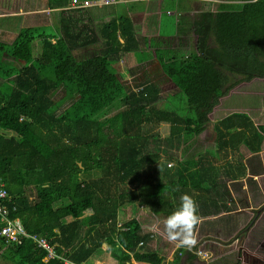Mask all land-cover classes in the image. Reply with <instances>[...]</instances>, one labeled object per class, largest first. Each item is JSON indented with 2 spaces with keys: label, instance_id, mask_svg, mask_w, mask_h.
I'll return each mask as SVG.
<instances>
[{
  "label": "trees",
  "instance_id": "1",
  "mask_svg": "<svg viewBox=\"0 0 264 264\" xmlns=\"http://www.w3.org/2000/svg\"><path fill=\"white\" fill-rule=\"evenodd\" d=\"M42 1L54 22L20 28L10 44L0 41V182L6 192L0 208L55 255L46 259L30 238L0 235V264H85L99 255L107 264H190L196 246L155 250L154 234L135 217L118 221L137 208L165 219L183 194L209 215L218 205L209 202L212 192L220 195L225 187L214 164L240 144L260 150L258 134L245 136L247 117L233 113L213 126L211 159H182L171 172L161 163L164 143L197 137L221 98L241 83L264 79V0H204L208 6L191 22L196 42L188 54L151 53L148 40L142 49L119 0L88 7L83 0ZM86 47L100 53L77 60L74 51ZM131 55L157 67L138 82L125 80L119 63ZM172 87L176 93L161 97ZM59 89L61 96L52 99ZM161 124L167 137L149 134ZM90 171L100 177L83 180ZM220 202L219 211L226 207L224 198Z\"/></svg>",
  "mask_w": 264,
  "mask_h": 264
},
{
  "label": "rangeland",
  "instance_id": "2",
  "mask_svg": "<svg viewBox=\"0 0 264 264\" xmlns=\"http://www.w3.org/2000/svg\"><path fill=\"white\" fill-rule=\"evenodd\" d=\"M126 5L127 4H125L124 6L126 7ZM139 5L142 6L144 4L139 3ZM211 7L212 10H215V3H213ZM45 8L46 7L42 0H33V1L32 0H0V15L3 14L2 11L8 9H12L13 11L16 12L18 11L22 12L23 13L22 16L24 17V22L22 23V25L24 27L38 26L39 24L40 25L51 24L52 22H54V17H52L53 15H50L49 11ZM10 20H14V19H10ZM10 22H11L10 29L11 27L14 28L15 22L13 21ZM161 26H162L161 32L163 33L164 31L162 37L166 36L165 33L171 31L175 33L177 31L176 28L177 25L174 23V21H172L171 18H168L165 15ZM15 30L18 32L17 27L15 28ZM4 37H6V39ZM13 37L15 38L14 33L8 34V33L0 32V41L2 40L10 41ZM33 52H35V50H33ZM180 52L188 54L187 49H183ZM99 53H100V49L98 47H86L75 50L73 54L74 57L77 58V60H79L97 55ZM153 67L154 68L157 67L155 63L154 65L145 64L135 68L136 70H134V75L136 76L134 80L136 79L135 80L136 82L140 81L141 78L147 73L148 69H152ZM161 80H162L161 75H153L152 77V81H154L156 84L160 83ZM259 91L261 92L258 93ZM255 92H257L258 95L254 94ZM57 93L58 95H56V93L52 94L51 98L54 99L56 96H57L56 98H59L63 93L62 89H59ZM174 93H176V89L172 87L162 91L161 97H164L166 95H173ZM248 93L252 97L254 96L253 98L258 99L260 96L264 98V79L263 80L257 79L252 82H249L248 84L241 83L236 88H233L226 97L221 98L219 101L223 103L222 107H220L219 110H217L218 107L213 108L212 112L208 115L209 123L206 125L205 130L202 133H200L197 137L193 138L192 140L186 142H180V143L175 140L172 142V147H169L166 143H164L162 148L163 151L165 152H163V154L161 155V163L165 166L168 164L166 167L168 168L167 170L171 172L175 166L174 164L182 159L193 158L194 160H197L200 159L205 154L210 156L208 152L213 151L214 148L216 147V135L213 130V123L214 124L218 123L225 114V112L221 111V108H223L224 106L226 107V105H228L227 99L230 101L232 100L233 103L236 102L235 107L245 108V106L242 105L243 101L239 99V97L240 98L246 97L248 96ZM258 101L259 99L256 102L258 103ZM149 134L158 135L160 139L162 138L164 139L168 135V127L165 124L157 125L154 129L150 131ZM228 155H230V159H229L230 162H232L237 157L234 156L232 153H229ZM211 158L212 156L209 157V159ZM243 165L246 166V163L244 162ZM226 167L227 164L225 161H223L221 165L220 174L224 175V172L227 169ZM99 177H100L99 171H90L89 173L83 176V180L87 181L91 179H97ZM227 184L230 187H232L231 183H227ZM261 185L264 188L263 181H261ZM262 187L261 189L258 188L257 192H260L259 193L260 196H257V198H259L257 200L254 197V193L252 191L249 192L251 195L250 196L251 201L250 204H248L251 206V208L249 209L250 214L233 213L230 215V216L234 215L235 217H237L236 221L238 220L237 224H235L233 227H229L227 223L228 218H230V216H224L227 218H224L225 220L221 222L220 220H216V219L203 218L201 223H199L201 227L200 235L196 236L195 238L196 244L194 246H196V250L198 251L199 254L204 253L202 254L204 257H206L207 259L211 258L213 260V262H211L210 264H264V218L259 219V221L255 220L254 222L258 221V223L255 226L252 225L251 228L249 227L248 229H246L247 231L244 234H240V236L235 238V236L240 231L239 229H241L244 225L246 226L251 220H253V217L254 218L259 217V216L256 217V213H257L256 211L260 210L264 206V191ZM221 192H223V189L221 190ZM238 197H236L237 198L236 200L233 199L228 200L227 203L237 202L240 204L239 206L242 207L241 205L242 199L241 197L238 199ZM231 209L236 210L237 208L236 206L232 205ZM199 214H201L200 211ZM259 215L264 217V209L261 212H259ZM133 217H135V219L138 220L145 233L154 234L153 235L154 238L152 239L153 243H151L153 249L164 250V248L169 249L170 247L176 245V242H169L164 235L163 232L164 219L162 218L160 219L159 217L158 218L152 217V214L145 208L143 209L137 208L134 209L133 213H131L130 215L126 214V217L121 216L118 223L122 224L125 218L129 219ZM250 217L251 219H247ZM230 222L232 223V220H230ZM245 226L243 228H245ZM215 227L218 230L215 229L213 235L209 237H207L206 235H204V233H202L206 231V229L215 228ZM238 227L240 228L238 229ZM250 231H251L250 235L247 236ZM103 258L104 255L103 256L99 255L97 258L92 260H95L94 264H101ZM182 258L185 257L182 256ZM103 264H105V262ZM190 264H201V263L200 261L193 260Z\"/></svg>",
  "mask_w": 264,
  "mask_h": 264
},
{
  "label": "crops",
  "instance_id": "3",
  "mask_svg": "<svg viewBox=\"0 0 264 264\" xmlns=\"http://www.w3.org/2000/svg\"><path fill=\"white\" fill-rule=\"evenodd\" d=\"M130 2H135V0H119V3H123V5H125V3H129L126 5L124 9L126 10L127 14L132 20L136 38L137 40L140 41V44L143 43V40L145 41L148 40L147 42L149 45L148 48L151 53H152V50L155 48H158L163 51H170V50H180L181 51L183 49H187L188 52L194 49V45L196 42V36L192 33L191 22L195 15L199 14V12H201L203 8H206L208 6L207 5L208 2H205L204 0H150L147 3H143L144 5L142 6L139 5L140 2L138 3L135 2L133 4L134 9L132 10L129 9ZM2 12L3 14L0 15V25H1L0 32H4L8 34L14 33V35H16L17 31L15 30V28L17 27V29L20 30V28L24 27L22 25V23L24 22V17L22 16L23 13L19 11L18 12L13 11L12 9L4 10ZM164 15L168 18H171L172 21H174V23L177 25L176 26L177 31L175 33L172 31L165 33L166 36L162 37L164 31L163 33L161 32L162 30L161 25L163 22ZM10 19H14V20H10ZM10 21L15 22L14 28L11 27L10 29V23H11ZM42 25H47V24H41V25L39 24L38 26H42ZM4 38L6 39V37ZM13 38L10 41L2 40L1 42L5 44H10L13 41ZM144 44L145 43H143L141 46L142 49H144L143 47ZM151 44H152V48H151ZM127 57L121 60L119 65H120V70H121L122 75L124 74L123 78L125 80L128 78V81L132 77L135 78L136 76L134 75V70H136L135 68L153 62L151 61V62H145L142 64H138L133 59V55H131L129 58ZM3 60L9 64L15 65V62L9 57H3ZM151 65H154V63ZM254 80H257V79H253L252 81ZM242 84H245V83H242ZM260 92L261 91H259L258 93ZM258 93L255 92L254 94L258 95ZM253 97L249 95V93H248V96L246 97H242V98L239 97V99L243 101L242 105L245 106V108H237L235 107L236 102L233 103L232 100L230 101L227 99L228 105H226V107L224 106L223 108H221V111L225 112V114L220 119V121L223 118H226L233 113H240V114L245 115L248 120V121H244V124H243V130L245 132V136L246 135L249 136V134L251 136V133L258 134V136L260 137V141H259L260 150L257 153H251L245 148L243 144L242 145L240 144L238 145L239 147L236 150L237 152L235 154L232 152L234 156H237L236 159L230 162L229 161L230 155H228L225 160H222L221 162H217L216 164H214L219 167L222 165L223 161H225L227 164V167H226L227 169L224 175H221V178H220L221 187L222 186H225V187L217 190V193H219L220 195L214 194L215 191L212 192L213 194L211 195L209 202L210 203L216 202L218 205H215L214 207L212 206L211 209H209V215L204 216L202 214H199L201 218L200 223L203 218L216 219V220H220L221 222L225 220L224 218H227L224 216H230L233 213L250 214L249 209L251 208V206L248 205L250 204V201H251L250 199L251 195L249 193L250 191L254 193V197L256 200L259 199L257 198V196H260L259 194L260 192H257V191H258V188L261 189L262 187L261 181L264 182V98L260 96L258 98L259 101L257 103L256 101L258 99L253 98ZM222 104L223 103L220 102L217 106H215V107H218L217 110H219L220 107H222ZM214 125L215 124L213 123V126ZM238 130H239L238 128L232 129L231 133L238 131ZM7 134L11 136L14 135L11 132ZM239 159H242V161L239 162ZM246 159H247V163H246ZM244 162L246 163V166L243 165ZM241 163L244 169L242 171L241 169L237 170L238 165H241ZM227 183H231L232 187H230ZM222 189H223V192H221ZM262 189L264 191L263 187ZM222 194H225V197L223 198L225 199L226 208L223 209L220 207V211H219V203H221L220 196H222ZM238 196H240L242 199V203H241L242 207H240L239 206L240 204L237 202L227 203V201L230 199L236 200L237 199L236 197ZM240 197H238V199ZM232 205L236 206L237 209L236 210L231 209ZM256 216L257 217L259 216L256 219L258 221L259 219L264 218L263 216L259 214H256ZM152 217L156 218L155 216H152ZM251 217L247 219H251ZM236 219L237 217H235L234 215L230 216V218H228V221L226 220L228 223V226L233 227L235 224H237L238 220L236 221ZM230 220H232V223L230 222ZM258 221L254 222L253 226H255L258 223ZM240 227H238V229ZM215 229L217 228L216 227L209 228V229H206V231L202 233H204V235L209 237L213 235V232ZM200 230H201V227H200V224H198L194 229L195 238L196 236L200 235ZM251 231L248 233L247 236L250 235ZM175 246H176L175 249L179 247L177 243ZM184 249L188 250L187 248H184ZM202 254L204 253H201V254L198 253L197 255L195 254V257L191 260V262L193 260L200 261L201 264H210L211 262H213L211 258L207 259ZM182 256H184L185 258H182ZM182 256H181V261L184 259L182 262H185L188 256L186 253H183ZM167 260L169 261L172 260V254L168 256ZM94 262L95 260H91L90 262H87L85 264H94ZM132 263L133 264H146V263H135V262H132ZM101 264H103L102 261H101ZM105 264L107 263L105 262Z\"/></svg>",
  "mask_w": 264,
  "mask_h": 264
},
{
  "label": "clouds",
  "instance_id": "4",
  "mask_svg": "<svg viewBox=\"0 0 264 264\" xmlns=\"http://www.w3.org/2000/svg\"><path fill=\"white\" fill-rule=\"evenodd\" d=\"M200 219L196 201L187 194L181 195L179 205L163 221L166 239L191 249L196 244L194 229Z\"/></svg>",
  "mask_w": 264,
  "mask_h": 264
},
{
  "label": "built area",
  "instance_id": "5",
  "mask_svg": "<svg viewBox=\"0 0 264 264\" xmlns=\"http://www.w3.org/2000/svg\"><path fill=\"white\" fill-rule=\"evenodd\" d=\"M75 1V0H73ZM111 0H104V1H86L83 0V6H97V5H107ZM141 1H150V0H141ZM6 198V192L3 188V184L0 182V201ZM5 223V224H4ZM4 224L3 226H1ZM0 235L6 237L11 241H16L18 238H30L37 247L46 250L47 256L46 259L52 258L55 253L52 247L40 236L36 235H29L20 225L17 220L8 221L6 219V213L4 210L0 208ZM198 254V252H196Z\"/></svg>",
  "mask_w": 264,
  "mask_h": 264
},
{
  "label": "water",
  "instance_id": "6",
  "mask_svg": "<svg viewBox=\"0 0 264 264\" xmlns=\"http://www.w3.org/2000/svg\"><path fill=\"white\" fill-rule=\"evenodd\" d=\"M86 1H104V0H86ZM263 209L264 206L260 210H258L256 214H259V212H261Z\"/></svg>",
  "mask_w": 264,
  "mask_h": 264
},
{
  "label": "bare ground",
  "instance_id": "7",
  "mask_svg": "<svg viewBox=\"0 0 264 264\" xmlns=\"http://www.w3.org/2000/svg\"><path fill=\"white\" fill-rule=\"evenodd\" d=\"M125 255V254H124Z\"/></svg>",
  "mask_w": 264,
  "mask_h": 264
},
{
  "label": "flooded vegetation",
  "instance_id": "8",
  "mask_svg": "<svg viewBox=\"0 0 264 264\" xmlns=\"http://www.w3.org/2000/svg\"><path fill=\"white\" fill-rule=\"evenodd\" d=\"M251 228V227H250Z\"/></svg>",
  "mask_w": 264,
  "mask_h": 264
}]
</instances>
